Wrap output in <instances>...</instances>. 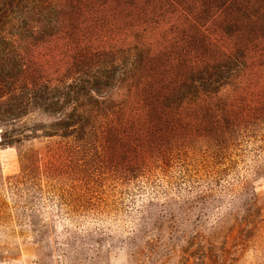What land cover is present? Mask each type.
Instances as JSON below:
<instances>
[{"label": "rangeland", "instance_id": "374dc122", "mask_svg": "<svg viewBox=\"0 0 264 264\" xmlns=\"http://www.w3.org/2000/svg\"><path fill=\"white\" fill-rule=\"evenodd\" d=\"M0 264H264V0H0Z\"/></svg>", "mask_w": 264, "mask_h": 264}]
</instances>
